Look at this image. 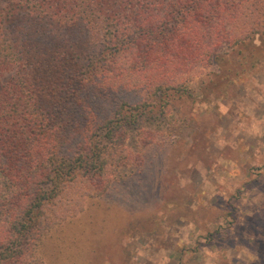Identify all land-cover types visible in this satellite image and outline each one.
<instances>
[{"label":"trees","instance_id":"16d2710c","mask_svg":"<svg viewBox=\"0 0 264 264\" xmlns=\"http://www.w3.org/2000/svg\"><path fill=\"white\" fill-rule=\"evenodd\" d=\"M263 60L264 0H0V264H44L147 114L196 76L225 98Z\"/></svg>","mask_w":264,"mask_h":264},{"label":"rangeland","instance_id":"374dc122","mask_svg":"<svg viewBox=\"0 0 264 264\" xmlns=\"http://www.w3.org/2000/svg\"><path fill=\"white\" fill-rule=\"evenodd\" d=\"M225 98L190 97L147 114L132 161L83 211L52 229L44 264H264V60ZM206 94V93H205Z\"/></svg>","mask_w":264,"mask_h":264}]
</instances>
